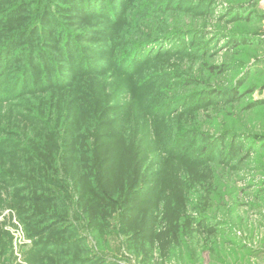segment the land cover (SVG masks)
<instances>
[{"label": "rangeland", "instance_id": "obj_1", "mask_svg": "<svg viewBox=\"0 0 264 264\" xmlns=\"http://www.w3.org/2000/svg\"><path fill=\"white\" fill-rule=\"evenodd\" d=\"M9 41L0 264H264V0H0Z\"/></svg>", "mask_w": 264, "mask_h": 264}, {"label": "trees", "instance_id": "obj_2", "mask_svg": "<svg viewBox=\"0 0 264 264\" xmlns=\"http://www.w3.org/2000/svg\"><path fill=\"white\" fill-rule=\"evenodd\" d=\"M73 6H74V4H73ZM103 6V5H102ZM75 7V6H74ZM76 8V7H75ZM74 11V10H73ZM77 11V10H76ZM94 11H99L97 8H96V6H94V7H91V13L92 12H94ZM171 37V36H170ZM169 37V38H170ZM165 38H167V37H165ZM161 39H164L163 37H160V38H157V39H151V40H148V41H145V42H142V43H139L138 45H135L134 46V49H132V53L129 55V57H130V59L129 60H131L132 59V62H131V65L132 66H130L132 69H134V70H136V68H138V67H136V66H139V64H141L139 61H138V59H137V57H138V55L140 54V52H145L146 51V48L148 47V46H150V45H154L155 43H157V42H160V41H158V40H161ZM15 42L16 41H9L8 43H7V46L3 49V50H1L0 51V61H1V59H3L4 61H5V63L6 62H9L8 61V59H7V54H5V55H3L4 53H7L8 51H10V48L12 47V49L15 47ZM184 42H186V41H182V42H180V43H184ZM186 44V43H185ZM185 44H183V45H185ZM189 45H191V46H193L194 45V43L191 41L190 43H189ZM189 45L188 46H186V47H189ZM180 46V45H179ZM183 46H181L180 48H182ZM61 48V50L63 51V54L65 55V58H66V60H67V62L68 63H70V65L73 67V70L72 71H68V72H70V73H73V72H79L80 71V69L79 68H82V67H84V66H86L87 68H92V66L90 65V63L88 62V60L86 59V58H83L82 57V54H78V52H79V50L80 49H78L77 47H74V46H72V45H70L69 44V42L68 41H66L65 42V45L64 46H62V47H60ZM72 51H74L73 53H71ZM110 52H111V50H110ZM181 52V53H180ZM103 52H100L99 53V55L101 56V55H103L102 54ZM178 53H180V54H184L185 53V50L184 49H181V50H178ZM73 54H75V55H73ZM126 56V55H125ZM162 56H164V55H162ZM75 58V60L73 59V58ZM111 58V57H110ZM123 58H128L127 56L126 57H123ZM123 58H120V59H114L112 62H114V64H115V67H116V69H118V67H122V65H124L127 61H128V59H127V61L126 62H122L121 60L123 59ZM111 60V59H110ZM32 63H34V62H32ZM45 63V69L47 68L46 67V64L50 67V70H53L54 72H57L56 70H55V62L54 61H52V60H49V61H47V62H44ZM75 63L77 64L76 66H75ZM25 70L26 69H24V71L22 72V93H24L25 92V90H26V87L28 86V84L31 82L32 83V85L34 86V87H37L38 85H43V83H42V81H44V80H53V78H54V76L55 75H50L46 70H45V74L44 75H40L39 77H35V74H32L31 75V77H32V79L29 81V83L26 85L24 82V77L23 76H26V75H24V73H25ZM30 70V69H29ZM67 70H70V69H67ZM87 70V69H86ZM31 71V70H30ZM56 76H58V75H56ZM43 77V78H42ZM38 78H42L43 80H41V81H39L38 80ZM58 81V80H57ZM47 84H49V83H47ZM219 94H222V93H216L215 95H212V94H205L204 95V97H206V99H202L201 100V102L203 103V104H209V103H212V100H216V98H217V96L218 97H220V96H222V95H219ZM185 100H186V98L185 99H182V102L180 101V100H178V104H182V103H184L185 102ZM231 100V96H225V98H224V100L222 101V102H216V103H219V104H221V103H224V102H228V101H230ZM191 102V101H190ZM189 102V103H190ZM188 103V104H189ZM171 104V103H170ZM174 104H176V103H172V107L170 108V109H172L173 107H174ZM199 104H196V106H198ZM179 138L180 137H178L175 141H174V143H173V147L174 146H176V143H178V141H179ZM221 138V137H220ZM203 139H206V140H208V138H203ZM219 140H221V141H223L222 139H219ZM224 143V142H223ZM209 144V142L207 143V145ZM217 144V143H216ZM216 144H214V143H211L209 146H208V148L209 149H206L205 151H202V155H200V158H199V160H198V163L199 164H201V165H207L208 163H211L212 161H214V158H213V155H214V146L216 145ZM218 145V144H217ZM202 181V183H205V180H203V179H201ZM137 182V181H136ZM135 181L133 182V185L131 186V189L129 190V192L127 193V198H128V200L130 199L131 201L133 200V194H135V195H137V194H139V191L138 190H134L135 188H133L137 183H136ZM145 190V188L143 187V189H142V191H141V193L143 192ZM128 212V211H127Z\"/></svg>", "mask_w": 264, "mask_h": 264}]
</instances>
